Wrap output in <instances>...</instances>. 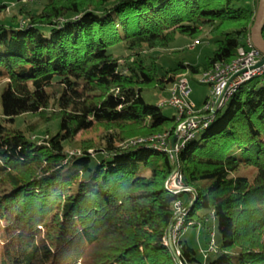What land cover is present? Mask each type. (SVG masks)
<instances>
[{
	"label": "trees",
	"instance_id": "trees-1",
	"mask_svg": "<svg viewBox=\"0 0 264 264\" xmlns=\"http://www.w3.org/2000/svg\"><path fill=\"white\" fill-rule=\"evenodd\" d=\"M4 1L0 264H197L183 234L177 254L168 244L177 202L189 206L185 230L204 229L210 213L217 222L221 244L208 264H264L262 77L244 83L179 152L178 170L194 193L166 188L176 164L165 151L124 146L173 135L176 115L144 93L166 97L180 75L230 63L251 37L256 10L238 0H46L39 13L22 5V24L3 17ZM205 33L214 51L202 64L160 71L149 54L178 36L200 45ZM27 115L38 117L34 128L16 127ZM50 122L53 134L30 136ZM90 131L97 137L76 142Z\"/></svg>",
	"mask_w": 264,
	"mask_h": 264
},
{
	"label": "built area",
	"instance_id": "built-area-1",
	"mask_svg": "<svg viewBox=\"0 0 264 264\" xmlns=\"http://www.w3.org/2000/svg\"><path fill=\"white\" fill-rule=\"evenodd\" d=\"M195 45H199V42L196 41ZM261 57L262 55L254 48L251 39H249L246 46L239 48L238 56L230 63L217 64L211 70L197 75L195 80L200 85L208 86L211 89V95L202 107H197L190 100L192 95L191 79L189 73L182 74L159 105L160 107H171L176 111L177 122L173 135L163 133L144 138H134L125 143L124 146H154L165 151L175 161V157H178L179 152L185 148L186 144L195 139L200 132L209 126L216 113L228 104L244 83L257 77L264 79V65L260 68H255ZM235 75L237 76L231 81ZM219 100L220 102L217 104ZM174 137L177 140L173 150L172 139ZM165 185L169 191L175 194L192 192L185 185L184 178L179 171H174ZM176 211L178 212V217L175 218L174 231L172 230L169 234L168 241L171 247L175 245L176 240L182 236V231L185 230L183 228L179 234L176 232L184 226L188 210L181 202H177ZM212 235L214 236V234ZM213 247L212 241L210 250H213ZM179 264L182 263L179 262Z\"/></svg>",
	"mask_w": 264,
	"mask_h": 264
},
{
	"label": "rangeland",
	"instance_id": "rangeland-1",
	"mask_svg": "<svg viewBox=\"0 0 264 264\" xmlns=\"http://www.w3.org/2000/svg\"><path fill=\"white\" fill-rule=\"evenodd\" d=\"M4 2L7 3L8 8L6 10V13L3 14L4 15L3 17L7 21H11L13 16H18L17 20L18 21L21 20L22 24H24L26 23V20L22 19V17L19 15L20 7L22 5H25L26 10L39 13L44 8V4L46 0H25L21 3L12 0L4 1ZM237 3L240 6L251 8L250 0H238ZM200 39L202 41L201 44L195 45L196 42H194L193 40L184 36H178L176 41L167 50H152L149 51V54L152 57L157 58L160 71H163L168 68H174L180 62H185L186 64H192V65L202 64L205 62L207 57H210L212 55L214 51V47L210 44L211 38L206 33ZM146 51L148 50L146 49ZM115 54L118 56L128 55V53L121 52V50H117ZM189 77L191 79V87H192V95L190 96V100L197 107H202L206 98L210 97L211 89L208 86L200 85L195 80L196 76H193L191 73L189 74ZM3 90H4V86L1 84L0 112H2L3 110L2 108ZM166 93L169 94V90ZM144 98L149 104L160 105L161 101L165 99V96L164 94L161 95L158 92L147 91L144 93ZM225 110H226V106L221 109V113H223ZM162 111L167 117H172L173 115L176 114V111L171 107H163ZM25 121L27 123V126L29 125L30 128H34L35 124L38 122V117L33 115H27L21 119L19 118L16 127H21ZM56 129H57V123L50 122L47 125H44L42 127L40 126V128L38 127L37 129L36 128L33 129L34 131L30 133V136L36 141H43L47 137V132L53 134L56 131ZM95 132L96 131H90L87 132L86 134L79 135L76 139V142L81 140L82 138H89V137L96 138L97 135ZM164 133H170V135L172 134L171 132H167V131ZM159 134H163V133H159ZM138 138H144V137H138ZM75 143L74 145H76ZM126 143H128V141ZM74 145L73 147L68 148L69 152L71 153L76 152L77 148ZM190 189L192 190L193 193L194 192L193 189L192 188ZM183 205L188 210L189 206L187 207V205L185 204ZM176 214L178 217L177 211ZM200 214H205V212L202 211L200 212ZM175 224L176 223H174L173 226H175ZM183 227L176 231L177 234H179L180 231H182ZM172 228L173 229L171 230L174 231V227ZM182 233H183L182 239L188 241L189 245L197 252V258L199 261V263L197 264H208L217 257L216 250L219 248L221 244V235L218 231L217 222L214 220L212 213L208 215L207 226L204 229L202 227H198V228L189 227L186 230H183ZM212 234H214V236ZM212 241L214 244V250H215L214 252L210 251Z\"/></svg>",
	"mask_w": 264,
	"mask_h": 264
},
{
	"label": "water",
	"instance_id": "water-1",
	"mask_svg": "<svg viewBox=\"0 0 264 264\" xmlns=\"http://www.w3.org/2000/svg\"><path fill=\"white\" fill-rule=\"evenodd\" d=\"M263 33H264V0H259L258 7L256 10V15H255V21H254V24L251 28V37H250L254 48L262 55L260 61L256 64L255 68H260L264 65V35H263ZM236 76L237 75L233 76L231 81ZM219 102H220V100L217 102V104H219ZM176 140H177L176 137H174L172 139V149L173 150L175 149ZM178 163H179L178 157H175V164H176V168L174 170L175 172H177L179 169ZM174 223H173V225H174ZM173 225H172V227H173ZM172 250L175 254H177L175 252L174 247H172ZM176 257L178 258L177 255H176Z\"/></svg>",
	"mask_w": 264,
	"mask_h": 264
},
{
	"label": "crops",
	"instance_id": "crops-1",
	"mask_svg": "<svg viewBox=\"0 0 264 264\" xmlns=\"http://www.w3.org/2000/svg\"><path fill=\"white\" fill-rule=\"evenodd\" d=\"M259 0H250L251 9L257 10Z\"/></svg>",
	"mask_w": 264,
	"mask_h": 264
}]
</instances>
